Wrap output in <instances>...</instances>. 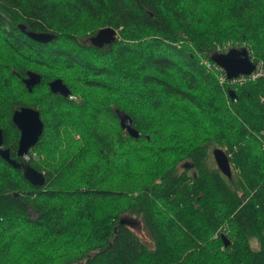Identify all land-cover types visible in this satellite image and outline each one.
Listing matches in <instances>:
<instances>
[{
    "label": "trees",
    "instance_id": "trees-1",
    "mask_svg": "<svg viewBox=\"0 0 264 264\" xmlns=\"http://www.w3.org/2000/svg\"><path fill=\"white\" fill-rule=\"evenodd\" d=\"M241 46L258 76L229 79L213 55ZM22 105L45 122L29 159ZM0 127L46 175L0 155V264H264V0H0Z\"/></svg>",
    "mask_w": 264,
    "mask_h": 264
},
{
    "label": "water",
    "instance_id": "water-1",
    "mask_svg": "<svg viewBox=\"0 0 264 264\" xmlns=\"http://www.w3.org/2000/svg\"><path fill=\"white\" fill-rule=\"evenodd\" d=\"M20 28L24 31V33L36 41L46 43L54 39V36L50 33L35 32L23 24H20ZM116 33L117 30L112 27L103 28L91 38V41L93 45L97 47H104L116 40ZM213 60L225 70L229 79L251 75L257 69V64L251 58L249 50L246 46L233 47L226 52L215 53L213 55ZM39 82L40 75L29 71L28 77L25 78V83L28 88L31 90ZM49 85L51 90L54 92H60L66 96L71 94L70 88L61 78L53 79ZM234 95L235 91L233 90L232 96ZM117 112L120 118L121 126L131 135L138 137L140 135V131L135 126L132 115L121 108H117ZM13 120L21 130L17 154L23 156L40 139L45 128V122L41 117L39 108L32 105H22L19 108H16L13 113ZM0 155L13 164V166L23 168L24 176L32 183L38 185H43L45 183L46 175L43 171H40L29 162L24 160L20 161L11 156L10 149L4 146V131L2 127H0ZM214 156L221 170L231 176L232 167L230 157L225 149L216 147L214 149ZM123 221L126 220L122 219V222ZM127 221L131 222V220ZM228 243L229 241L226 239V244Z\"/></svg>",
    "mask_w": 264,
    "mask_h": 264
},
{
    "label": "rangeland",
    "instance_id": "rangeland-1",
    "mask_svg": "<svg viewBox=\"0 0 264 264\" xmlns=\"http://www.w3.org/2000/svg\"><path fill=\"white\" fill-rule=\"evenodd\" d=\"M74 95V94H73ZM137 220V221H136ZM135 222L132 223V226H134V228L137 230V231H140L143 229V225L141 223L140 220L136 219Z\"/></svg>",
    "mask_w": 264,
    "mask_h": 264
},
{
    "label": "built area",
    "instance_id": "built-area-1",
    "mask_svg": "<svg viewBox=\"0 0 264 264\" xmlns=\"http://www.w3.org/2000/svg\"><path fill=\"white\" fill-rule=\"evenodd\" d=\"M254 72H255V71H254ZM248 76H249V75H248ZM250 76H251V77H256V76H258V75H257L256 73H252ZM70 96H73V94H70ZM30 156H31L30 151H28L27 153L24 154V157L27 158V159H29Z\"/></svg>",
    "mask_w": 264,
    "mask_h": 264
},
{
    "label": "bare ground",
    "instance_id": "bare-ground-1",
    "mask_svg": "<svg viewBox=\"0 0 264 264\" xmlns=\"http://www.w3.org/2000/svg\"><path fill=\"white\" fill-rule=\"evenodd\" d=\"M215 62V61H214ZM39 84V83H38ZM19 129V128H18Z\"/></svg>",
    "mask_w": 264,
    "mask_h": 264
}]
</instances>
